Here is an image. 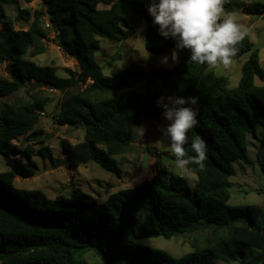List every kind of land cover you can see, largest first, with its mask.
<instances>
[{"label":"trees","instance_id":"1","mask_svg":"<svg viewBox=\"0 0 264 264\" xmlns=\"http://www.w3.org/2000/svg\"><path fill=\"white\" fill-rule=\"evenodd\" d=\"M11 1L0 0V65H6L8 75H0V100L31 83L62 93L83 86L65 100L60 111L55 106L51 112L59 126L82 125V141L60 143L68 167L92 161L119 177L115 157L127 153L132 129L144 116L162 114L155 104L162 95L198 98V123L187 133L184 147L189 156L195 155L191 140L199 136L207 151L202 168L188 165L197 178L193 188L178 175L165 179L159 170L152 179L109 194L103 201L88 198L79 188L49 199L40 190L18 189L13 184L17 177L33 175L36 154L53 162L43 139H35L37 149L14 144L22 137L42 135L38 113L48 100L32 95L1 106L0 156L8 170L0 173V264H91L85 259L88 252L96 253L100 264H216V259L264 264V209L227 204L230 163L251 164L248 135L259 143L256 160L264 173V84L253 83L254 77L264 80V70L247 34L243 33L232 58L250 53L236 87L227 88L225 77L189 61L188 51L181 50L173 67L149 72L148 83L159 81L161 88L143 95L134 88L146 75L140 65L130 63L105 76L94 53L99 49L98 38L120 43L134 33L138 21L146 25L147 52L160 55L175 47L173 40L158 35L144 0H42L44 13L18 9L16 18L28 23L26 30L14 28L13 17L7 13ZM99 4L107 8L98 9ZM223 8L225 13L260 16L264 0H223ZM44 16L56 28L57 46L77 63L75 77H59L55 68L30 59L44 52L40 42L47 35ZM119 58V54L110 57L107 64ZM161 155L175 160L171 152ZM196 231L192 251L179 257L139 243ZM249 248L255 252L246 258Z\"/></svg>","mask_w":264,"mask_h":264},{"label":"rangeland","instance_id":"2","mask_svg":"<svg viewBox=\"0 0 264 264\" xmlns=\"http://www.w3.org/2000/svg\"><path fill=\"white\" fill-rule=\"evenodd\" d=\"M244 1V0H241ZM147 5L148 0H144ZM98 9L107 8L99 4ZM18 9L27 10L30 14L34 11L45 12L46 8L42 5V0H12L7 6L8 15L13 17L14 28L26 30L28 23L19 21L16 16ZM235 14V21L241 25V31L246 33L252 50L258 52V62L264 70V14L257 16H245L240 13ZM48 16L42 17L43 26L47 29V35L40 42L44 45V52L30 59L39 66H51L55 68L56 75L59 77H75L78 74V66L75 60L66 54L55 43L57 35L56 28L48 21ZM223 19V14L222 17ZM48 23L49 26H46ZM145 30L146 25L143 21H138L134 33L126 40L120 43H113L104 38H98L99 49L94 53L95 61L101 66L102 73L105 76H112L116 71L126 68L130 63L140 65L146 75L134 87L139 93H147L159 90L161 88L159 81L148 83L149 72L158 68H171L177 62L169 60L167 65H161L160 59L169 55L174 47H169L167 51L160 55H152L145 49ZM31 50H29V53ZM119 54V59L107 64L110 57ZM249 52L238 58L232 59L233 63L227 68L217 67L209 70L218 76L227 79V88L237 86L243 65L249 57ZM147 57V58H146ZM28 58V55H26ZM5 64L0 65V75L7 77ZM255 86H262L264 80L254 77ZM83 86H72L65 92L53 90L50 86L44 84L31 83L25 88L0 100V107L3 105L12 106L18 100H29L32 95H38L46 98L47 104L40 112L44 115L39 116L37 127L42 130V135L36 138L22 137L14 144L18 147L31 144L34 149L38 148L35 139H43L52 154L53 162L46 158H41L36 154L33 159L37 164V169L32 176L28 178H15L13 184L18 189L40 190L49 199H54L60 194H68L71 189L79 188L88 198L103 201L105 197L118 190L130 188L148 181L159 171H163V177L167 179L170 175H178L184 178L189 187L193 188L197 181L196 176L191 172H184L178 169L174 160L161 155L163 152H169L170 149L165 138H162L161 129L166 126V121L161 115L144 116L142 123L132 129V140L126 154L116 156L118 167L121 171L119 177L104 171L95 162L88 161L86 164L78 167H68L66 157L61 150L60 143L67 140L74 144L82 141L83 129L81 124L73 126H59L54 123L51 112L56 106L60 111L65 100ZM110 96V95H108ZM46 136V137H44ZM45 138V139H44ZM259 143L250 135L247 136L246 151L251 161L250 165L244 164L240 160H234L230 163L232 175L229 178L232 186L229 189V206L255 205L264 209V173L257 163V151ZM146 157L145 166L142 168V160ZM17 156H13L16 159ZM8 166L5 160L0 156V173L7 171ZM196 232L179 238L165 240L162 238H146L139 243L151 248H157L167 252L173 257H179L192 251L191 242ZM255 250L249 248L246 250V258L253 256ZM85 259L91 264H100L102 260L94 252H88ZM216 264H237V262H224L216 259ZM154 264V263H143Z\"/></svg>","mask_w":264,"mask_h":264},{"label":"clouds","instance_id":"3","mask_svg":"<svg viewBox=\"0 0 264 264\" xmlns=\"http://www.w3.org/2000/svg\"><path fill=\"white\" fill-rule=\"evenodd\" d=\"M146 12L157 26L158 35L175 42L170 54L161 57L162 66L169 60L175 63L181 50L188 51L189 61L208 68L227 69L233 63L243 32L234 19L235 14L224 12L223 0H148ZM197 103L195 96L175 95H162L155 102L167 122L161 129L162 138L168 141L176 167L184 172L192 171L189 164L202 168L207 151L205 141L199 136L191 140L195 155L189 156L184 147L188 143L187 133L198 123Z\"/></svg>","mask_w":264,"mask_h":264},{"label":"water","instance_id":"4","mask_svg":"<svg viewBox=\"0 0 264 264\" xmlns=\"http://www.w3.org/2000/svg\"><path fill=\"white\" fill-rule=\"evenodd\" d=\"M153 55V54H152ZM145 163H146V157L143 158L142 160V164H141V167L143 168L145 166Z\"/></svg>","mask_w":264,"mask_h":264},{"label":"built area","instance_id":"5","mask_svg":"<svg viewBox=\"0 0 264 264\" xmlns=\"http://www.w3.org/2000/svg\"><path fill=\"white\" fill-rule=\"evenodd\" d=\"M46 26H48V25H46ZM38 114H39V116H40V115H42V116L44 115V113H43V112H39Z\"/></svg>","mask_w":264,"mask_h":264}]
</instances>
